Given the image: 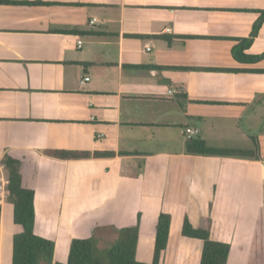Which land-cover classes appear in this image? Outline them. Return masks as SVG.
<instances>
[{
    "label": "crops",
    "instance_id": "1",
    "mask_svg": "<svg viewBox=\"0 0 264 264\" xmlns=\"http://www.w3.org/2000/svg\"><path fill=\"white\" fill-rule=\"evenodd\" d=\"M262 11L264 0H0V163L17 161L57 261L99 227L138 225L136 258L151 263L166 212L161 264H200L185 218L210 220L228 264H250L264 216V58L232 51ZM246 53L264 54V22ZM187 128L219 149L251 150L257 138L261 159L189 155ZM21 231L6 188L0 264H12Z\"/></svg>",
    "mask_w": 264,
    "mask_h": 264
},
{
    "label": "trees",
    "instance_id": "2",
    "mask_svg": "<svg viewBox=\"0 0 264 264\" xmlns=\"http://www.w3.org/2000/svg\"><path fill=\"white\" fill-rule=\"evenodd\" d=\"M264 22V11L255 23L248 38L241 39L233 48V56L242 63H255L264 58L262 55H249L246 51L251 47L255 37ZM254 148L251 150L219 149L210 146L201 137L188 140L186 152L189 155L200 156H227L237 158H251L260 160L259 142L253 139ZM47 154L61 159L89 158V152L67 150H49ZM100 155V154H97ZM4 164L8 171V200L14 205V222L22 227V231L14 236L12 264H161L163 252L168 247L170 231L174 216L163 212L158 218L155 236V252L151 263L137 260V245L139 227H99L93 236L86 239H73L69 258L61 263L55 258L56 243L54 240L36 233L35 193L22 185L17 161L7 157ZM140 218V216H139ZM112 233L115 239L106 240V234ZM182 234L185 237L198 239L203 242L200 264H228L230 252L229 244L211 239V221L194 227L188 218L182 225ZM250 264H264V216L261 212L258 217L253 244L251 248Z\"/></svg>",
    "mask_w": 264,
    "mask_h": 264
},
{
    "label": "built area",
    "instance_id": "3",
    "mask_svg": "<svg viewBox=\"0 0 264 264\" xmlns=\"http://www.w3.org/2000/svg\"><path fill=\"white\" fill-rule=\"evenodd\" d=\"M98 21L99 20L97 18H93L90 23L91 25H93ZM78 43H79V47H81L83 42L79 41ZM149 50L150 48H148V51ZM87 81H89V77H86L83 80H81V84H85ZM170 93H172V91H170ZM199 134H200V130L197 128H187L185 131V135L189 140L198 137ZM5 168L6 166L0 163V194L2 195L6 193V188L8 185V178L5 174Z\"/></svg>",
    "mask_w": 264,
    "mask_h": 264
},
{
    "label": "rangeland",
    "instance_id": "4",
    "mask_svg": "<svg viewBox=\"0 0 264 264\" xmlns=\"http://www.w3.org/2000/svg\"><path fill=\"white\" fill-rule=\"evenodd\" d=\"M243 149H249V148H243ZM7 176H8V174H7ZM129 221H130V218H129V219H126V220L124 221V223H128ZM105 236H106V240H107V241H112V240L115 239V235L112 234V233H109V232H108ZM143 256H144V252L141 251V252L139 253V249H138V256H137L138 260L143 261V262H148V258H144ZM146 257H147V256H146Z\"/></svg>",
    "mask_w": 264,
    "mask_h": 264
},
{
    "label": "flooded vegetation",
    "instance_id": "5",
    "mask_svg": "<svg viewBox=\"0 0 264 264\" xmlns=\"http://www.w3.org/2000/svg\"><path fill=\"white\" fill-rule=\"evenodd\" d=\"M115 228H117V227H115ZM117 229H121V228H117Z\"/></svg>",
    "mask_w": 264,
    "mask_h": 264
}]
</instances>
